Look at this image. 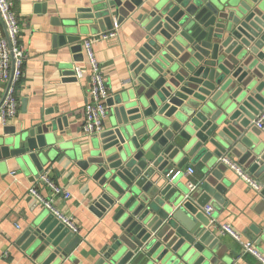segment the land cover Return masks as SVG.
Listing matches in <instances>:
<instances>
[{
  "label": "water",
  "instance_id": "obj_1",
  "mask_svg": "<svg viewBox=\"0 0 264 264\" xmlns=\"http://www.w3.org/2000/svg\"><path fill=\"white\" fill-rule=\"evenodd\" d=\"M78 11L58 36L77 53L89 30L130 19L139 28L126 57L130 85L108 98V121L90 140L66 141V116H40L4 128L0 159L37 172L33 180L53 157L79 171L89 209L114 226L98 264H244L204 207L227 204L231 170L221 158L237 159L260 179L251 230L264 245V140L254 124L264 111V0H96ZM199 164L191 188L184 177ZM82 241L49 212L15 243L29 264H54Z\"/></svg>",
  "mask_w": 264,
  "mask_h": 264
},
{
  "label": "crops",
  "instance_id": "obj_2",
  "mask_svg": "<svg viewBox=\"0 0 264 264\" xmlns=\"http://www.w3.org/2000/svg\"><path fill=\"white\" fill-rule=\"evenodd\" d=\"M21 22V40L27 57L24 76L18 87L19 113L7 123L0 116V133L6 126L30 123L40 116L67 117L64 140L79 143L90 140L82 128L85 122V105L88 98L91 68L88 52L84 46L86 39L98 37L96 31L82 35V51L72 50L71 44L59 45L58 36L64 34L63 23L76 20L79 9L90 6L96 0H13ZM106 32V31H105ZM139 28L132 19L119 25L117 37L111 40L97 39L92 44L93 52L104 73L110 96L130 85L127 54L138 44ZM5 27L0 17V36L5 35ZM129 55V54H128ZM82 60H78L81 58ZM79 64L83 69V78L74 80L66 75ZM5 93V84L0 81V104ZM53 112V113H52ZM48 113V114H46ZM108 117L106 121H108ZM256 135L264 140V132L256 127ZM56 157L45 162L44 170L50 169L52 179L63 188L55 196L58 209L73 216L83 238L72 255L54 264H98L103 250L114 240V226L109 218L99 219L88 207L89 187L80 178L77 169ZM237 161V159H235ZM202 165H192L193 174L186 172L184 181L197 184L201 180ZM37 172L23 171L13 159H0V264H29L16 246V239L30 221L40 213H49L30 193L32 186H37L44 195L50 196L51 190L40 178L33 180ZM255 179L260 180L254 174ZM232 184L225 195L227 204L221 210L214 209L213 216L218 224L231 225L243 241L254 240L251 226L259 222L257 213L259 199L256 190L229 171ZM213 204V203H212ZM261 212V211H260ZM216 232L218 231L217 226ZM222 235V234H221ZM230 250L241 255L240 261L247 264H260L250 254H245L240 242L229 235H223ZM264 252V245H258ZM107 264V262H105Z\"/></svg>",
  "mask_w": 264,
  "mask_h": 264
},
{
  "label": "built area",
  "instance_id": "obj_3",
  "mask_svg": "<svg viewBox=\"0 0 264 264\" xmlns=\"http://www.w3.org/2000/svg\"><path fill=\"white\" fill-rule=\"evenodd\" d=\"M0 17L5 27V35L0 36V81L5 84V93L0 105V116L4 123L19 113V97L18 87L24 76V65L27 57L25 47L21 40V22L15 9L13 0H0ZM119 25L115 21L112 29L100 34L98 37L86 39L84 46L88 52L89 65L91 68L90 86L87 102L85 105V122L82 132L85 136L99 134L104 130V123L109 114V106L107 100L110 97V89L104 73L101 70L100 63L95 57L92 44L94 40L104 39L111 40L117 37ZM77 80L83 78V69L77 64L74 67ZM255 126L264 132V111L255 120ZM221 160L225 165L233 171L240 179L245 181L248 186L254 190H259L260 184L257 179L240 165L235 159L225 156ZM188 174H193L192 168L188 169ZM43 184L51 190V195H44L37 186H32L29 193L46 209L54 214L56 218L63 224L69 227L73 232L79 233V227L73 216L62 213L55 204V196L63 193V188L58 185L51 177L50 169H46L40 176ZM189 187H195V183L189 181ZM65 198L70 196V193H63ZM206 214L214 213V207L207 205L204 207ZM212 221H215L212 219ZM217 228L220 234L229 235L236 241L240 242L244 253L250 254L260 264H264V252L258 249L255 240L243 241L241 235L229 224H218Z\"/></svg>",
  "mask_w": 264,
  "mask_h": 264
}]
</instances>
